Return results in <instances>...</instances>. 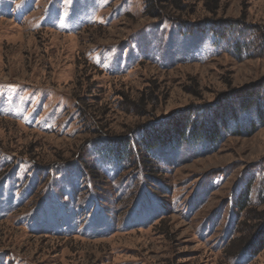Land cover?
<instances>
[{"label": "rangeland", "instance_id": "obj_1", "mask_svg": "<svg viewBox=\"0 0 264 264\" xmlns=\"http://www.w3.org/2000/svg\"><path fill=\"white\" fill-rule=\"evenodd\" d=\"M149 6L0 0V264H264L224 253L264 222V125L138 170L89 142L264 98V0Z\"/></svg>", "mask_w": 264, "mask_h": 264}, {"label": "trees", "instance_id": "obj_2", "mask_svg": "<svg viewBox=\"0 0 264 264\" xmlns=\"http://www.w3.org/2000/svg\"><path fill=\"white\" fill-rule=\"evenodd\" d=\"M146 1L150 3L149 16L152 18H161L164 6L175 2V0ZM175 5L178 6L177 3ZM260 96V93L249 94L242 96L236 104L229 102L226 106L219 108L216 116H212L209 125L204 122L198 124L197 120L188 119L183 123L176 122L174 126L159 130L148 123L136 125L123 136L113 137V142H106V133L102 129L97 132L96 140H88L92 143L93 148L96 149L97 146V150L107 156L125 160L128 165H132L134 169L138 170L141 163H149L148 156L152 155L156 149L185 140L186 135L192 139L213 143L221 138V132L225 129L236 136H239L244 129H247L250 134L253 133L257 127L264 125V98H260ZM134 107L135 109L139 108L136 105ZM194 114L195 112L192 115ZM243 114L247 116L244 124L239 122V117ZM88 140L86 141L88 142ZM91 165L88 166V169L93 173L95 167ZM247 197L248 186L243 190L240 199H236L240 211L245 210L248 202ZM233 243L230 242L224 252L228 253L230 257L249 258L255 256L258 251L264 248V222L260 225L258 233L247 234L239 238L237 244Z\"/></svg>", "mask_w": 264, "mask_h": 264}]
</instances>
